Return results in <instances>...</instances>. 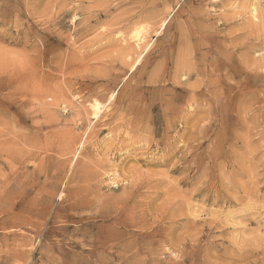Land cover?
Instances as JSON below:
<instances>
[{"label": "rangeland", "instance_id": "374dc122", "mask_svg": "<svg viewBox=\"0 0 264 264\" xmlns=\"http://www.w3.org/2000/svg\"><path fill=\"white\" fill-rule=\"evenodd\" d=\"M0 264H264V0H0Z\"/></svg>", "mask_w": 264, "mask_h": 264}, {"label": "bare ground", "instance_id": "6f19581e", "mask_svg": "<svg viewBox=\"0 0 264 264\" xmlns=\"http://www.w3.org/2000/svg\"><path fill=\"white\" fill-rule=\"evenodd\" d=\"M256 10V8H255V6H254V8H253V11L254 12H256L255 11ZM132 15V14H131ZM256 15V14H255ZM246 17V16H245ZM242 19V18H241ZM250 24V23H249ZM248 24V25H249ZM257 26V25H256ZM234 29V28H233ZM253 29V28H252ZM254 36V35H253ZM255 38V37H254ZM256 40V39H255ZM258 42V41H257ZM73 43V42H72ZM234 46H235V44H234ZM258 46H260V45H258ZM248 48V47H247ZM129 56V55H128ZM190 56V55H189ZM140 59V58H139ZM31 60V59H30ZM250 61V60H249ZM260 65H262V64H260ZM248 67H249V65H248ZM134 68V67H133ZM132 68V69H133ZM206 73V72H205ZM109 76V75H108ZM196 79V78H195ZM174 80V79H173ZM40 81V80H39ZM198 81V80H197ZM62 84V83H61ZM194 84V83H193ZM183 85V84H182ZM195 85V84H194ZM197 86V85H196ZM195 86V87H196ZM59 87H61V86H59ZM191 87V86H190ZM194 88V87H193ZM197 88V87H196ZM212 98V97H211ZM61 100V99H60ZM208 101V100H207ZM216 101V100H215ZM209 103V102H208ZM207 104V103H206ZM194 105V104H193ZM192 108V107H191ZM197 109V108H196ZM79 117V116H78ZM123 122V121H122ZM138 132V131H137ZM137 136V135H136ZM143 138V137H142ZM148 143V142H147ZM249 150V149H248ZM254 152V151H253ZM148 154V153H147ZM107 160V159H106ZM180 163V162H179ZM137 167V166H136ZM243 168V167H242ZM225 169V168H224ZM142 171V170H141ZM160 171V170H159ZM148 173H150V172H148ZM160 175V174H159ZM148 176V175H147ZM132 177V176H131ZM115 178V177H114ZM133 178V177H132ZM150 178V177H149ZM124 179V178H123ZM160 179V178H159ZM127 180V179H126ZM254 180V179H253ZM130 182V181H129ZM154 183V182H153ZM158 186V185H157ZM125 188V187H124ZM123 188V189H124ZM247 194H249V193H247ZM179 195V194H178ZM250 195V194H249ZM182 197V196H181ZM157 198V197H156ZM248 201V200H247ZM123 206V205H122ZM165 206V205H164ZM171 210V209H170ZM161 212V211H160ZM159 212V213H160ZM120 213V212H119ZM126 213V212H125ZM114 215V214H113ZM156 215V214H155ZM161 220H163V219H161ZM143 221V220H142ZM153 221V220H152ZM160 221V220H159ZM141 222V221H140ZM176 222V221H175ZM212 222H214V220L212 221ZM211 222V223H212ZM143 223V222H142ZM137 224V223H136ZM143 224H145V223H143ZM209 224H210V222H209ZM214 224V223H213ZM211 225V224H210ZM139 226V225H138ZM147 226V225H146ZM174 226V225H173ZM132 227V226H131ZM151 227H152V225H151ZM146 228V227H145ZM148 228V227H147ZM144 231H146V230H144ZM144 233V232H143ZM147 234V233H146ZM170 235H172V234H170ZM141 236V235H140ZM167 237V236H166ZM173 237V236H172ZM169 238V237H168ZM185 239V238H184ZM187 239H189V237L187 238ZM174 240V239H173ZM192 240V239H191ZM182 241V240H181ZM181 241H180V243H181ZM183 241H185V240H183ZM118 242V241H117ZM173 242V241H172ZM171 242V243H172ZM176 243V242H175ZM184 244H185V242H183ZM175 245H178V244H175ZM180 247V246H179ZM183 248H184V246H183ZM172 249V248H171ZM176 249H178L177 247H176ZM177 251V250H176Z\"/></svg>", "mask_w": 264, "mask_h": 264}]
</instances>
